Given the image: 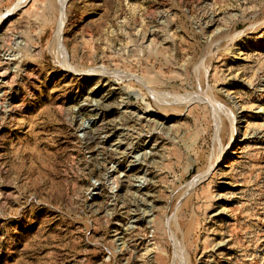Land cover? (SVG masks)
Here are the masks:
<instances>
[{"label": "rangeland", "instance_id": "374dc122", "mask_svg": "<svg viewBox=\"0 0 264 264\" xmlns=\"http://www.w3.org/2000/svg\"><path fill=\"white\" fill-rule=\"evenodd\" d=\"M0 264H264V0H0Z\"/></svg>", "mask_w": 264, "mask_h": 264}, {"label": "bare ground", "instance_id": "6f19581e", "mask_svg": "<svg viewBox=\"0 0 264 264\" xmlns=\"http://www.w3.org/2000/svg\"><path fill=\"white\" fill-rule=\"evenodd\" d=\"M12 12V11H11ZM14 12V11H13Z\"/></svg>", "mask_w": 264, "mask_h": 264}]
</instances>
